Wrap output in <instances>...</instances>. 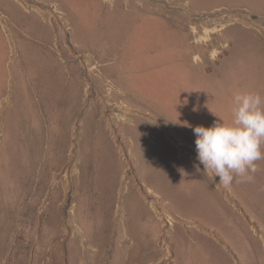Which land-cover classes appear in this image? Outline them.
<instances>
[{"label":"rangeland","instance_id":"rangeland-1","mask_svg":"<svg viewBox=\"0 0 264 264\" xmlns=\"http://www.w3.org/2000/svg\"><path fill=\"white\" fill-rule=\"evenodd\" d=\"M40 1L18 2L51 26L49 48L81 81L79 109L72 119L6 116L12 75L0 86V264H264V159L251 182L224 188L198 161L193 131L211 127L228 52L244 55L237 89L264 96V0H147L146 18L126 0ZM13 4L0 0V35L2 21L18 20ZM96 52L119 73L118 96ZM42 72L26 68L31 81ZM227 96L214 100L212 125L231 122Z\"/></svg>","mask_w":264,"mask_h":264},{"label":"crops","instance_id":"crops-1","mask_svg":"<svg viewBox=\"0 0 264 264\" xmlns=\"http://www.w3.org/2000/svg\"><path fill=\"white\" fill-rule=\"evenodd\" d=\"M12 3H14L13 5H11L13 13L15 14L16 18L19 21L21 20L22 22L21 24H18V20H17L16 23L15 22L11 23V26L9 25L6 26V28L4 27L5 35H0V86L3 87L2 91L4 92L6 85L5 81L6 79L9 78L10 74L15 80L14 83L15 90H14V100H13L14 105L11 109H8L6 111V116H9L10 114L12 113L14 114L16 112L18 114V117H21L20 112L25 111L24 114L31 113L32 114L31 116H33V118L35 119H42V118L52 119L55 117L53 116V114L56 115L59 112H64L67 115L66 116L67 118L72 119L77 114L79 106H77V109L74 112L71 111V105L67 101L69 98L71 99V97L69 93L66 91L65 87L60 85V79H59L60 76L58 74L59 60L57 59V55L54 53V51H52L49 48V45L53 39L52 38L53 32L51 26L47 22H45V20L41 17L39 13L26 12L22 8L21 4L17 1H12ZM64 11L66 13V9ZM138 14L141 18L142 17L146 18V17H152L151 14L154 13L142 14V12L141 13L138 12ZM90 20L91 19L88 18L86 22L88 23L90 22ZM13 24H15L17 28H15ZM7 33L8 35H11V39H8ZM27 35H36V38H32L29 41ZM247 36H254L256 40L262 42L256 35H247ZM81 37L82 39H84L83 41H89V40H85L84 35H81ZM8 40L13 42L14 55L20 57V59L15 57L14 60L15 62L12 63V67L10 66L11 62L9 60L10 45ZM258 46L260 45H257V47ZM262 47L264 52V46ZM251 48L254 49L253 46H251ZM90 50H91V54H93L94 50L93 49ZM237 53L238 54L236 55V51H234L231 54L230 52L225 54L226 58L224 60V64L220 67L221 70L220 76L223 79L220 82L218 81L220 83L222 90H220V92H217L219 89L214 86L210 97L211 120H213L211 114L214 112V108H213L215 104L214 100H216L217 102L218 96H221L222 100L224 99V101L227 100L228 102H230L232 100L228 98L227 93L229 95L232 94L233 96H235L238 93H244L243 88L241 91L237 89V87L239 86L238 83H240L237 78L239 75H241L240 73L242 72L238 70L239 67L238 69L236 68L234 63L235 59L240 57L242 59L244 55H242V53L239 52ZM95 54L94 56H96V58H99L101 61L99 63L105 62V65L101 67L103 72L111 73V71H113L111 75L114 76H117L119 74L117 71H114V68L112 69L111 67L107 66L108 63H110V60L108 61L106 57H101L100 54L97 52ZM252 58H256V55H254ZM17 59L18 61H16ZM34 59L37 61V63L33 62ZM32 62L34 65L32 64ZM38 63H41L42 65L39 66ZM26 64L28 65L31 64L32 68L35 70L38 69L44 70L46 76L42 72L41 74H38L36 78H33V81H31V79H29L26 74V68L28 66ZM224 68L225 71H223ZM232 71L233 74L236 76V82L234 83V85H230L231 82L229 80V84H226L225 77L226 75L231 76ZM22 76H24V79ZM110 79L112 80L111 76ZM115 86L117 87V89L121 90L118 85ZM223 89L227 91V92L224 91L226 93L224 96H223ZM112 92L115 93L116 96H118L115 92V89H112ZM78 100H80V98ZM27 105L29 107L30 105H32V108L25 109ZM222 109H223L222 112L218 113L216 111V113L219 114V115L216 114L217 117H221L222 113H226V111L229 113L231 111L229 103L227 107L225 108L222 107ZM21 118H25V116ZM28 118L31 117L28 116ZM211 120H210V124L212 126ZM210 237L213 239L214 236H212L211 234ZM212 241L214 242L217 250L221 255H223L225 258L234 259V255L229 250L228 246H226L225 241L222 243L214 239Z\"/></svg>","mask_w":264,"mask_h":264},{"label":"clouds","instance_id":"clouds-1","mask_svg":"<svg viewBox=\"0 0 264 264\" xmlns=\"http://www.w3.org/2000/svg\"><path fill=\"white\" fill-rule=\"evenodd\" d=\"M230 123L215 122L211 127L196 126L197 159L204 172L229 187L237 177L251 182L256 162L264 159V96L238 93L234 96Z\"/></svg>","mask_w":264,"mask_h":264},{"label":"bare ground","instance_id":"bare-ground-1","mask_svg":"<svg viewBox=\"0 0 264 264\" xmlns=\"http://www.w3.org/2000/svg\"><path fill=\"white\" fill-rule=\"evenodd\" d=\"M12 1H19L20 0H12ZM101 1H106L110 4V6L113 8L115 6V4L123 0H101ZM189 1V0H188ZM175 2V1H174ZM126 3H128V8H130L132 11H134L135 13H138V12H144V13H152L151 12V9L148 5L149 2H147V0H126ZM179 5V4H178ZM155 12H158V11H155ZM2 13H0V16H1ZM168 21L169 19L171 20V22H169L170 24L174 25L176 23V20H174V17L172 16H168L167 17ZM145 19V18H144ZM2 26L6 28L5 24L3 23V21L1 22ZM193 31H194V28L192 27ZM192 31V32H193ZM247 33V32H245ZM258 36V35H257ZM7 37L8 39H11V35H8L7 33ZM9 41V40H8ZM9 44H10V48H14L13 46V42L12 41H9ZM12 46V47H11ZM84 46V45H83ZM86 48V47H85ZM87 49V48H86ZM11 50V49H10ZM198 56L196 54L193 55V59H197ZM58 74L60 76V85L65 87L66 91L69 93L71 99L69 98L67 101L70 103L71 105V111L73 109H75L77 107V99L79 97V94H80V91H79V86L77 87V90L76 92L74 91V87L75 86V83L80 85L81 87V81L79 80L77 74L75 73L74 69H71V68H66V66L64 67L60 62H59V65H58ZM105 78H108L109 79V85H110V91L108 92L109 95H111L112 97L114 96L113 92H112V89H115L116 93L119 92V89H117V87L115 85H117L116 83H114L111 79H110V76L111 74L109 75V73H107L106 75H104ZM64 82V83H63ZM94 82L97 84L98 87L100 88H103V85H102V82L100 80H95L94 79ZM79 93H78V92ZM114 91V90H113ZM256 93V92H255ZM116 96V95H115ZM119 102H122V101H119ZM147 114V113H146ZM148 116V114H147ZM226 118V117H225ZM123 119V118H122ZM127 119V118H126ZM150 119V118H149ZM151 120V119H150ZM164 129V128H163ZM180 132V131H179ZM191 143V142H190ZM171 158V157H170ZM196 175V174H195ZM197 177H199L197 175ZM201 178V177H200ZM195 179V178H194ZM197 179V178H196ZM195 179V183L196 182H199L197 179L196 181ZM202 182V181H201ZM201 184V183H200Z\"/></svg>","mask_w":264,"mask_h":264}]
</instances>
